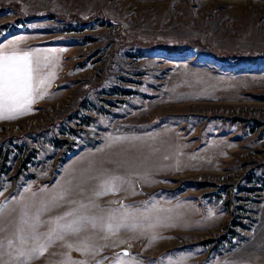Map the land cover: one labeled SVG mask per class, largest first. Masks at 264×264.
I'll return each mask as SVG.
<instances>
[{"label": "rangeland", "instance_id": "374dc122", "mask_svg": "<svg viewBox=\"0 0 264 264\" xmlns=\"http://www.w3.org/2000/svg\"><path fill=\"white\" fill-rule=\"evenodd\" d=\"M9 42L0 264H264V0H0Z\"/></svg>", "mask_w": 264, "mask_h": 264}, {"label": "snow or ice", "instance_id": "6c2138e0", "mask_svg": "<svg viewBox=\"0 0 264 264\" xmlns=\"http://www.w3.org/2000/svg\"><path fill=\"white\" fill-rule=\"evenodd\" d=\"M29 53H0V113L22 112L32 96L33 66Z\"/></svg>", "mask_w": 264, "mask_h": 264}, {"label": "crops", "instance_id": "0c3cea01", "mask_svg": "<svg viewBox=\"0 0 264 264\" xmlns=\"http://www.w3.org/2000/svg\"><path fill=\"white\" fill-rule=\"evenodd\" d=\"M25 52H27V53H29L30 54V56H31V59H32V66H33V80H32V96H31V101L33 100V86H34V52H33V50L32 49H30L29 47H27V46H18V45H14V43H12V42H9V43H2L1 45H0V53H3V54H7V55H11V54H13V53H19V54H22V53H25ZM31 104V103H30ZM30 104H28L27 105V107H26V109L25 110H23L22 112H17V113H23V112H26V110L28 109V107H29V105ZM17 113H9V112H7V111H4V112H2V113H0V119L1 118H8V117H10V116H12V115H14V114H17ZM103 193V192H102ZM93 202H90L91 204H92V206L93 207H96V206H99V208L101 209V211L103 212V214H104V203L106 202V201H108V196H106V195H104V193L103 194H101V196L99 197V196H96V197H94L93 198ZM102 220L103 221H101L102 223H104V217L102 218ZM100 221V220H99ZM101 229H104V231H107V229L108 228H106L104 225L103 226H101ZM88 233V232H87ZM87 233H85V237L83 238L84 239V241L86 242L85 244H87V235H89V234H87ZM87 234V235H86ZM103 236H104V239L102 240V239H98V240H94V243L95 244H99V243H101V244H106L107 243V241H109V239H108V235L107 234H102ZM90 237V236H89ZM91 238V237H90ZM84 241H83V243H84ZM90 241H91V239H90ZM84 249H86V246H85V248Z\"/></svg>", "mask_w": 264, "mask_h": 264}, {"label": "water", "instance_id": "95a60500", "mask_svg": "<svg viewBox=\"0 0 264 264\" xmlns=\"http://www.w3.org/2000/svg\"><path fill=\"white\" fill-rule=\"evenodd\" d=\"M120 251H121L122 253H124V254H126V253L128 252V250L125 249V248L121 249Z\"/></svg>", "mask_w": 264, "mask_h": 264}]
</instances>
